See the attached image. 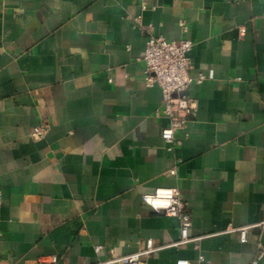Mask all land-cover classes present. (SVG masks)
<instances>
[{
	"label": "crops",
	"instance_id": "obj_1",
	"mask_svg": "<svg viewBox=\"0 0 264 264\" xmlns=\"http://www.w3.org/2000/svg\"><path fill=\"white\" fill-rule=\"evenodd\" d=\"M150 33L212 73L171 148ZM158 188L196 241L174 245L178 220L143 202ZM0 193V264H101L146 240V264H264V0H0Z\"/></svg>",
	"mask_w": 264,
	"mask_h": 264
},
{
	"label": "built area",
	"instance_id": "obj_2",
	"mask_svg": "<svg viewBox=\"0 0 264 264\" xmlns=\"http://www.w3.org/2000/svg\"><path fill=\"white\" fill-rule=\"evenodd\" d=\"M142 9H145V6H142ZM135 21L138 24L140 22L139 19ZM178 26L182 35L188 32L184 21H179ZM191 48L192 42L184 36L179 39H167L163 35L150 33L146 38L145 49L140 58L144 65V83L148 87L157 86L160 90L162 104L159 113L168 120L161 137L170 148L173 144L180 143L175 137L176 133L183 130L186 123L196 116V104L187 94L190 85L193 82L200 84L212 78V73L208 75L200 73L194 79L190 77L191 61L188 53ZM48 130L47 123H38L32 128L31 137L34 140H41ZM142 200L154 210L178 220L180 240L174 245H183L197 240L190 239L188 236L191 217L177 188H158L152 194L143 195ZM236 231L240 234L241 242H245L247 229L239 228ZM155 250L157 248L153 246L151 240H146L145 246L135 253L113 258L101 264H146L147 258ZM52 259L56 261V257ZM176 264L191 263L178 260Z\"/></svg>",
	"mask_w": 264,
	"mask_h": 264
}]
</instances>
